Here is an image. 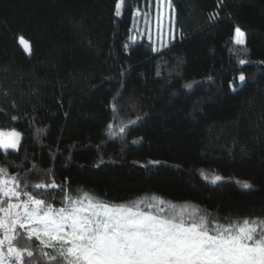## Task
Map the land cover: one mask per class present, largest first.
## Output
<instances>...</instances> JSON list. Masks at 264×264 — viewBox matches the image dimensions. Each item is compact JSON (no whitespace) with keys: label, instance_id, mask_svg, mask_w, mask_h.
<instances>
[{"label":"trees","instance_id":"1","mask_svg":"<svg viewBox=\"0 0 264 264\" xmlns=\"http://www.w3.org/2000/svg\"><path fill=\"white\" fill-rule=\"evenodd\" d=\"M117 2L0 0V130L22 133L19 150L0 149L3 175L54 180L58 207L155 196L264 226V0H171L178 36L159 50L132 41L149 0H125L120 17ZM29 246L26 264H51Z\"/></svg>","mask_w":264,"mask_h":264},{"label":"snow or ice","instance_id":"2","mask_svg":"<svg viewBox=\"0 0 264 264\" xmlns=\"http://www.w3.org/2000/svg\"><path fill=\"white\" fill-rule=\"evenodd\" d=\"M124 3L115 4L116 17ZM160 3L174 13L171 0ZM234 31L235 44L245 45V31L238 26ZM19 43L31 56L32 44L22 36ZM237 79L245 82L243 71ZM107 127L111 132L112 125ZM118 132L124 134L126 126ZM21 140L19 131H0V149L19 150ZM3 172L0 168V264H26L25 257H34L33 239L51 264H264V226L255 220L221 223L199 210L177 209L175 203L165 207V200L155 196L132 204L64 196L66 203L58 207L50 193L64 189L54 180L21 188L15 175L8 179ZM221 180L217 175L213 182ZM243 187L252 186L244 182Z\"/></svg>","mask_w":264,"mask_h":264},{"label":"rangeland","instance_id":"3","mask_svg":"<svg viewBox=\"0 0 264 264\" xmlns=\"http://www.w3.org/2000/svg\"><path fill=\"white\" fill-rule=\"evenodd\" d=\"M173 19L172 8H168L166 3H160V0H149L144 8L135 13L132 41L138 42L145 39L153 49L158 50L168 46L178 36L176 28L173 27Z\"/></svg>","mask_w":264,"mask_h":264}]
</instances>
